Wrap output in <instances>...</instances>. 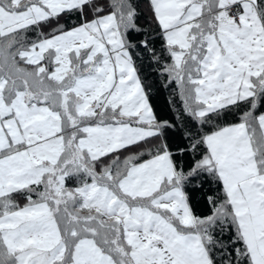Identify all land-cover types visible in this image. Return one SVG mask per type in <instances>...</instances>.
<instances>
[{"label":"snow or ice","instance_id":"1","mask_svg":"<svg viewBox=\"0 0 264 264\" xmlns=\"http://www.w3.org/2000/svg\"><path fill=\"white\" fill-rule=\"evenodd\" d=\"M0 264H264V0H0Z\"/></svg>","mask_w":264,"mask_h":264},{"label":"trees","instance_id":"2","mask_svg":"<svg viewBox=\"0 0 264 264\" xmlns=\"http://www.w3.org/2000/svg\"><path fill=\"white\" fill-rule=\"evenodd\" d=\"M166 96H167V93H165V98H166Z\"/></svg>","mask_w":264,"mask_h":264}]
</instances>
